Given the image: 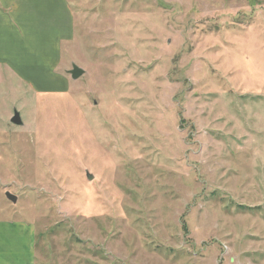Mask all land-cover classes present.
Returning <instances> with one entry per match:
<instances>
[{"label": "rangeland", "instance_id": "374dc122", "mask_svg": "<svg viewBox=\"0 0 264 264\" xmlns=\"http://www.w3.org/2000/svg\"><path fill=\"white\" fill-rule=\"evenodd\" d=\"M68 2L61 50L0 65L34 264H264V0Z\"/></svg>", "mask_w": 264, "mask_h": 264}, {"label": "crops", "instance_id": "0c3cea01", "mask_svg": "<svg viewBox=\"0 0 264 264\" xmlns=\"http://www.w3.org/2000/svg\"><path fill=\"white\" fill-rule=\"evenodd\" d=\"M72 27L68 0H0V65L19 73V59H40L44 47L51 57ZM34 238L33 225L0 217V264H34Z\"/></svg>", "mask_w": 264, "mask_h": 264}, {"label": "water", "instance_id": "95a60500", "mask_svg": "<svg viewBox=\"0 0 264 264\" xmlns=\"http://www.w3.org/2000/svg\"><path fill=\"white\" fill-rule=\"evenodd\" d=\"M69 73L71 74L73 80H77L85 74V71L83 69L79 68L78 66L73 65V69L71 71H69ZM11 122L15 125H18V126L23 124L21 116L17 111H15L14 116L11 119ZM88 179L89 180L92 179V176L88 175ZM6 197L12 203H14V204L17 203V197L15 195H13L9 192H6Z\"/></svg>", "mask_w": 264, "mask_h": 264}]
</instances>
